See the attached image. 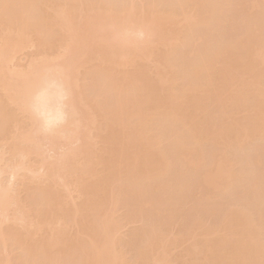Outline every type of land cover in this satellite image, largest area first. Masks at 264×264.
Listing matches in <instances>:
<instances>
[{
	"label": "bare ground",
	"instance_id": "6f19581e",
	"mask_svg": "<svg viewBox=\"0 0 264 264\" xmlns=\"http://www.w3.org/2000/svg\"><path fill=\"white\" fill-rule=\"evenodd\" d=\"M226 1L231 4V0H0V145H6V149L4 146V149L2 146L0 147V149L2 148V152L0 151V176L3 173V169H7L9 165H11L9 168L12 170L11 173L7 172L9 170L8 168V170L5 171L6 174L3 173L5 176H7L8 173V178L2 175L3 177L1 176L0 179L3 178L4 180L5 177L10 181V177L12 180L17 173L21 172V174H23L22 171L18 172V170H23V172H26L23 174L22 180L28 183L20 181L22 177L21 174H19L21 177L17 174L18 177L16 175L15 177H17V179L14 178L12 180L13 182L10 181L9 183L7 180L9 187L7 186V183V185H5L6 181L2 183L3 180H0V185H2L0 186V248L2 249L0 254H3L4 251L6 252V250H8L7 255L10 256L11 252L9 254V251L14 248L12 250H18L15 252L20 254L22 258L17 254H12L11 257L16 255L17 258H15L17 261L20 257V264H125V261L131 264L133 260H131V262H128V259L126 260L127 256H124L126 254L124 251L122 252L123 249L120 245L123 240L118 238L121 236H117L118 231L119 234H121L119 227L124 228L123 226L125 225L123 223L125 220L122 223L118 218H115L118 216L113 215V211L115 210V214L120 213L114 208H117V205H119L118 210L121 211L120 209H123L121 206L126 203L128 205L125 204L124 208L126 206L127 209H125L128 210L130 209V205H138L136 204V201L140 204V200H147L149 203V199L151 202L150 204L152 205L154 199L151 200L150 196L152 198L158 196V198H155V201L158 199L157 202L166 201L167 204L170 203L169 205H171L172 199L174 201V198L177 197L176 195L179 196V194H176V197L173 196V192H176L177 190L178 193L180 191H178V189L182 190V187L184 186L181 185L182 187L179 188L176 186L178 189L173 187L175 189L174 191H172L173 189H171V192L167 191L169 190L168 184L170 187H172V184L169 183V179L167 180L168 177L166 176L167 178H165L164 176L170 169V171H172L174 168L172 160H175V162L179 161V163H182V165H180L178 162H174L175 167L177 165L182 166L186 172L190 171V176H192V172L196 173L197 171H202L204 175L202 172V174L198 172L200 175L198 173V175L196 174L197 179L198 177L200 178L199 183H201V187L203 186V189H207L206 186L209 188L212 184V190L209 188L207 191H201V189L197 188L195 185L197 182L194 183L187 177H183L185 179L182 178L184 181V183H182H187L189 187L185 185L187 188L183 187V189H185L183 190L184 193L181 192L183 198L181 194V197H179L182 198L185 203L188 202L187 204H184L183 200H180L178 197L181 202L179 201L178 203V199L176 198L177 200L175 199L176 202L174 201L173 204L176 203V207L178 208L181 206L184 208L186 205V213H183L184 209L182 210V208L180 210V208L177 209L170 206L169 213L167 211L168 208L165 210L170 216H166L161 210L160 212L163 216L161 213L160 216L163 217L162 219L164 221L166 220V223L160 220V218L159 221L161 222L159 223L162 224H160L161 228L157 225L158 222H156V226L159 228L155 226L157 229L151 227L152 225L149 226L150 224L148 225L149 227L143 226V230H149L148 234L147 232L144 233V231L142 233V228L140 229L139 227L138 230L141 232L137 231V235L135 233L136 236L133 234V236H135L133 239L136 238L135 240L138 242L135 243L136 241L134 240V243L131 244L133 239L130 238L129 242L126 241L129 243V247H126V245L123 244L125 245V250L131 251L135 248V244H139L141 248L138 247L137 249L136 247V250L133 251H136V253L138 252V254H134L136 257L138 255L140 260L141 258L146 257L147 251L149 252L150 250L151 252L152 250L153 252V249H151L152 247L150 246L151 244L152 246H155L157 250L160 249V252L161 250H166V253L169 249L173 251L177 248H181L183 245V252L181 253H185V249L190 251L191 248L192 251H190V253L192 254L186 255L190 256V258H194V260H190L187 256L192 263L195 262L196 259H199V261L203 260L202 262L207 260L208 262L205 261V264H237L238 261L239 264H249V262L251 264H264V236H262L264 235V229L262 228V230L261 227L259 228L260 223L264 221V214H262L264 213V210H262L264 209V204L261 205L262 207L259 206L261 208H257L262 202L261 199H264V196L259 197V201H261L260 203L258 201L259 204L257 203V198H253L256 201L248 200L249 203L246 201L247 198H241L243 200L242 205L244 204V208L246 202L249 206H251L250 202H253V205L256 203L254 206H256L258 210H261L260 212L258 211V215H262L261 220H258L260 215L258 216V219L256 218V208H254L255 210L253 213V210L251 209L252 207H250L252 211L249 210V207H246L249 211L247 210L245 212L243 206L239 207L241 204L238 206L239 200L237 201V199L235 201H237L236 205L238 208L236 205L235 207H231L233 205L228 206L230 207L229 210L228 207H225L230 215L227 211L225 212L226 209H224V212L228 214L225 215L224 212L222 213L221 217L223 216L222 218L224 221L221 220V217L219 219H213L214 217H212V215L215 214L213 212H217V209L214 210L215 205L212 206V194L216 192L217 195V191L222 189V185L226 187L229 182H233L230 185V188L236 186L233 185L236 183L238 186L240 184L238 182L242 180V176L243 179L244 177H246L245 179L249 178L247 175H250L252 171L250 174H246L245 170L247 169L249 171L250 169V166H248L250 164L247 163H251V166L254 165L252 164L254 161L251 162V159L249 160V158H247L248 156L250 157L249 151H255V146L259 149L260 145L257 144L258 141H264V82L263 84L260 82L261 80L264 81V68L260 67H264V16L263 14H258L260 9H257L259 7H264V0H260L262 3L261 6L258 5V0H253L255 1V4L259 6L257 8L255 4L251 2L252 0L241 1L242 3L244 1V9L247 10L249 16H247V13H243V6L238 3L240 1L232 0L236 3L231 4L232 6L224 4V2L228 3ZM245 1L253 4V6L250 5L249 10L252 11V13H255L256 11H253V9H256L260 20L256 19V16L258 17L256 13V16L250 15L251 12L246 8L249 5L247 2L245 3ZM221 2L223 3L221 4ZM239 4L242 8L237 10L241 12V15L239 13H234L238 15L237 18L234 17V14V16L231 15V17L233 16L235 18H233L234 21L247 17L245 18L247 19L246 22L249 21V17L250 21L245 23V21L243 22L245 19H241L242 21H240V25L243 26V24H245L243 28H240L238 22L237 26L239 28L237 29L234 27L237 29V31H235L233 26H236V24L233 23V19L230 20V22L234 25L228 23L233 30H231V27L228 24H223L226 23L225 18H231L227 15L230 10L233 11L235 7L238 8ZM246 4L248 6H246ZM220 5H225L221 6V10L222 7H225L222 12L223 15L224 13H226V15L223 17L228 16L229 18H222L219 16V12H221L218 11ZM227 5L230 7V10ZM232 7L233 9H231ZM240 9H243V11H240ZM216 13L219 14L217 15ZM217 16H219L221 20L223 19L222 22L224 21L221 24L223 26L222 28L226 26L225 29H221L219 23V25H216L218 27L220 26L219 29H221L222 33L219 31L218 33H220V35H215L218 38L220 37L219 39L221 40L219 41L218 38L214 39L212 37V32L216 27L213 30L209 29L211 31L210 40L213 38L215 46L212 45L213 47H211L210 44L213 41H209L208 37L210 35H206V41L208 40L210 43L208 41H205V43L203 42L204 45H201L203 48L200 47V49L198 47L199 50L196 44L201 41V37H204H200V35L204 32L206 34L209 33L208 27L211 28V20L213 17H215L214 19H218ZM251 16L254 18L251 19ZM214 24H212V28ZM206 25H208V27ZM199 27L201 28L199 29ZM245 27L247 30L244 31ZM206 28L207 32L203 31ZM226 28L228 31L224 32ZM197 29V35H199L197 37H200L199 39L195 36ZM129 30L143 32V39L132 42L126 41L123 36L124 33ZM240 33L242 34L240 35ZM222 34L225 35L224 38L230 36L229 39L227 40V38L224 39L221 37L223 36ZM216 36L214 37L216 38ZM236 36L238 37L234 39ZM205 37L202 39L203 41L205 40ZM222 39L224 40L222 41ZM192 42L195 44L193 45ZM193 46L196 48V51H194L195 48ZM182 47L183 49H188H185L182 53L180 51ZM24 49H29L31 53H33V51L34 53L36 52L37 56H34V58L32 55L31 59L32 61L33 59L37 61L32 62L30 57L29 59L26 57L28 63L24 62L20 67V63L23 62L21 61L17 64V66L19 65L17 68L14 60L21 55L15 54L18 56L17 58L15 57V59L13 57L11 58V56H14V53L20 50L25 51ZM22 53L23 52H20V54ZM31 53H29L28 56H30ZM176 53L178 56L181 54L182 58L181 59L179 56L182 62L178 64L176 62H178L179 59L177 58V61L174 59L175 56L178 57ZM26 54L27 53L24 55ZM19 58L17 59L18 61ZM58 60L61 62H58ZM148 62H151L152 65ZM147 64H149V66H146ZM10 65H12L13 70L9 68ZM150 66L151 69H149ZM49 68L58 69L67 78L70 96L68 99L67 119L65 123L53 133L45 134L38 131L36 128L37 126L34 125L35 122L31 118L26 105L33 87ZM88 78L90 81L87 80ZM93 82H97V85H99V83L102 85L100 84L101 86L99 88L96 87L98 88L97 90L95 87H92ZM87 83L89 85H87ZM91 84L92 86H90ZM97 85L94 84V86ZM87 87L89 89L92 87L96 93H93V90H87L90 92L89 94L86 92V89H88ZM102 89L104 90L102 91ZM97 93H100V95L102 94L103 97L99 96V94L97 96ZM253 99L255 102H253ZM250 100L254 103L252 107L250 105ZM210 108H213L214 112L218 111L219 113L224 109L223 111L225 112V115L217 112V117L220 119L225 116L227 120L223 117V120L221 119L222 123H217V118H215L216 113L214 114V112L211 111V113L213 112L211 114L209 111L212 109ZM241 111L242 114L239 116L241 119L238 120L237 116ZM245 112H248L250 116L246 115L248 118L244 116L245 121H243L242 116L243 114L245 115ZM219 115L222 116L219 117ZM212 118L214 121L216 119L214 122L215 124L212 123ZM24 123L29 125H24ZM32 128L34 129L32 130ZM92 133H94L93 135H95L96 139L93 138L95 140H93V142H97L95 144L96 148L99 145L97 150L93 142L87 141L90 144L85 143L90 137V140H92ZM42 137L43 139L45 138L46 141L43 140ZM256 140L258 141L254 144L257 145H255L254 148L252 147L253 150H249L248 147L250 146L248 142H251L252 144V142ZM74 142H77L75 143L76 145L79 142L78 145H81V147L77 145L75 148V144L71 145ZM164 142L166 144L169 142V147L172 149L170 150V148H167L166 146L164 148L169 149V153L171 154V151H173V158L170 157L171 155L169 153V156L164 153V148H162ZM244 144L245 146H243ZM89 145L94 146V149H91L92 147ZM39 146L41 147L39 148ZM42 146H48L49 148L44 147L45 150L48 149V152L49 149L51 150L50 152L55 149L52 153L49 152V158L51 159L47 157L49 156L48 154L46 155V158L43 157L45 160L42 158L40 150L42 153L47 152L44 151ZM60 146H66V148H69L70 146V149L73 146L74 150H72L73 148L71 149L72 151L66 148L63 149V147L60 148ZM204 146H207V148L208 146H211V149H207ZM263 146L264 145H262V147ZM243 147L246 148L243 149ZM241 148L244 150V155L249 154L247 157L242 155L243 150ZM58 149L61 154L57 153L59 151ZM239 149L242 152H240ZM245 149H248V153L245 152ZM62 150L64 152H62ZM229 150L233 151V154L238 150L237 155H242V160H246L245 158L248 159L247 163L246 161L241 160L245 165L244 169H240L243 168V165L241 167L238 165L239 163L241 164V162L236 164L238 160L240 161V156L235 160ZM260 150L264 151L261 148L259 151ZM5 151L6 153L8 152V155ZM54 152H56L55 156L53 154ZM251 154L253 155L254 152ZM2 155L4 156L2 157ZM6 155L7 157H5ZM231 156H233L234 160L231 159ZM32 161L35 164H39H37L38 167L35 169L43 168V177L45 178L43 181L38 180L39 177L34 174L36 171H34V169L32 170L33 167H30ZM26 162L28 164H26ZM172 165L173 167L171 168ZM180 166L179 169L181 171ZM247 166L249 168H247ZM235 167L237 168L235 169ZM39 169L38 171H41ZM174 169H176L175 172L180 175V171H178L177 167ZM236 170L239 171L236 172ZM242 170L245 172L246 176H244L245 174L242 173ZM183 171H181V173H183ZM256 171H254V173ZM27 172H30L29 174L32 173V175L29 177ZM238 172L241 174H238ZM189 173L187 175H189ZM33 174L36 177H34ZM40 174L42 175V173ZM168 175H170V178L172 176L171 179L177 178L178 182L181 183L178 179L179 175ZM183 175L185 174L183 173ZM162 177H164V179H161ZM201 177H203L204 180ZM250 177L253 178V173ZM254 177L257 178L259 176L256 177L254 175ZM29 179L34 180L32 181ZM160 179L164 180V182L168 181L167 184L164 183L168 189L164 188L166 193H164L163 196L161 195L162 193L159 192L161 190L157 191V188H159L160 185H163L161 184L162 182ZM165 179L167 181H165ZM186 179L187 182L185 181ZM197 179L195 180L198 181ZM35 180L37 183L34 182ZM216 180L217 183L222 182L223 184L220 187H217V183L213 184ZM228 180L230 181L228 182ZM255 180H258V178L253 180L249 178L246 181H248L251 186L250 191L253 188L252 191L254 190L255 192H253L258 196L260 193L258 191H260V189L257 190L253 187L254 185L256 187L259 186ZM14 181L16 182L15 185H17V187L20 186V188L13 187L14 184L12 183H14ZM30 181H32V183H30ZM158 181L161 183H158ZM188 181H191L196 188L191 186L192 184ZM261 181L263 182L264 178H261ZM254 182L256 183L254 184ZM17 183H19V185ZM58 183L62 184L63 190L62 188L60 189L62 190L61 193L58 192L60 191L59 188L56 190ZM66 183H69V186L71 185V187L74 185L71 191H74L73 194L77 192L74 195L78 194V196L70 195L69 192H67L68 196L63 192L64 190H70L65 185ZM152 183H155L154 185L156 188L154 190L157 192L154 190H151L153 193L146 192L149 190L148 188L146 191L143 190L146 188V185L149 187ZM224 183L226 185H224ZM245 184L248 183L244 182L241 184V187L238 186L239 189H243ZM260 184L262 186V183ZM165 185L163 187H165ZM249 185L246 187L248 188ZM59 186L61 187V185H58V187ZM116 187L119 189L117 190ZM190 187L191 189H189ZM236 187H234V189L238 190V187ZM246 187L245 189H247ZM262 187H264V185ZM230 188L228 186L226 189L235 192ZM21 189V192L25 193V196L22 195L24 193H21V198L25 197L23 199L18 197V191L20 192ZM187 189L190 190L192 197L196 194L198 200L206 199L208 201V199L211 198V200H209L212 201L210 205H208L209 202L203 201L204 206L207 204L205 208L208 206L210 208L208 207L206 210L202 203L197 204V206L196 203L198 200L193 201V207H191V204H189L191 202L189 201H192V197L189 200V194L187 195L188 197L184 196L188 191ZM199 189V192L201 193L198 192ZM226 189H224V192H227L225 191ZM24 190H26L27 193ZM126 190L128 191L125 195L124 192H126ZM210 190L213 193H209ZM128 192H131V195L138 196V199L143 194L150 193L151 195L148 194V199H145L147 198L146 196H144V199L140 197L141 199L139 200L134 197V202H136L134 203L133 196L130 200V193ZM121 193L122 195L124 193L125 197L122 196ZM204 193H209L212 196L210 197V195L208 196ZM219 193L221 195L222 192ZM230 194L229 196L233 195V193ZM66 195L68 197L74 196V199L79 197V200L77 199L78 203L72 201L71 197L69 200L71 199L70 201L73 205H71L72 203L69 204L70 202ZM128 195L129 198L126 197ZM171 195L173 197H171ZM224 195L226 194H223L222 197H224ZM261 195L263 194L260 193V196ZM234 196L232 197L233 199ZM120 197L124 198L120 199ZM245 197L246 196H244V198ZM168 198H172L171 202L170 200L167 201ZM215 198L213 197L214 201ZM249 198H251V196H249ZM119 201L122 202L121 206ZM142 201L141 204H143ZM163 202L162 205L165 203ZM182 203L183 205H181ZM155 204L156 203H153L154 206ZM160 204L161 203L156 205ZM193 204L196 205V208ZM140 206H137L136 208ZM146 206L151 208L149 204H146ZM154 206L152 207V210H158L161 208L156 206L157 209ZM148 207L144 208L146 210H143V212L145 211L148 213L150 210ZM187 207H191L192 209ZM136 208L132 207V209H130L131 212L128 211L133 217V214L137 213L135 218H131L134 221L139 217L140 223L136 222L140 225V218L141 216L143 217V212L140 214L141 211L139 210V215H141L139 216ZM198 208L199 210L201 208V210H196V213H194V210ZM217 208H219L220 211L221 206H218ZM233 208L236 209L233 210ZM173 209H176L175 212L178 211L176 212L177 214L181 211L182 213L180 214L185 216L182 215L181 218L179 217L176 219V214ZM189 209L192 212L189 211ZM202 209H204L203 211L205 212L213 210V212H210V214L206 213V215H209L208 219L210 217V220L214 221V224H208L210 222V220H208L206 225L205 218L207 216H203L205 212L203 213ZM132 210L134 213H132ZM187 211H189V214ZM200 212L203 213L201 214L203 217H200V220H202H198L199 222L197 221L198 223H196V220L200 216L197 213ZM150 213V217H145V221H147L148 217L149 219L152 217ZM154 213L152 212L153 217H155ZM217 213L216 215L218 217L219 215ZM171 214L175 215V218L172 220L173 222H175V219L177 222L179 220L181 221H179L181 228L178 225L177 228H175L179 232H176V230H174L176 233L173 232L178 235V237L174 234L171 236L172 233L168 234L165 230L168 223H173L171 222V219L174 216ZM186 214L191 215L190 218H188L189 216ZM193 214L195 215L194 218ZM251 214L254 218H252ZM126 215L125 212V215H123L124 219H126ZM144 216H146V213ZM128 217H130V215ZM183 217L186 219L183 220ZM251 218L253 221L250 220ZM255 218L257 220H255ZM203 219H205V221H203ZM215 220H217V222ZM133 221L130 223L128 220L129 223L127 221L125 223L132 224ZM153 221L155 220H152V222ZM218 221H220V223H218ZM9 222L11 224H9L10 226L6 225L5 227L3 225ZM263 223L264 222H262V227ZM51 224L58 227L54 228ZM133 224H135V221ZM190 224L193 228L197 227L199 229L200 227V230L197 228L193 229L192 227L187 229L190 227ZM254 224H257L256 226L258 228ZM169 225L170 224L167 226L169 228H166L168 231H170L171 227V225ZM209 225L211 228L216 225L218 229H216V227L211 229L209 228ZM146 227L149 229H146ZM162 227L164 228L163 230ZM185 227L188 231L184 230ZM252 228L255 229L253 230ZM154 229H156V231H154ZM256 229L259 233L256 232ZM182 230L188 233L187 235H183L184 237H182V234L185 233ZM224 230L226 231L224 232ZM164 231H166L167 234L166 232L165 234L161 233ZM200 232H203L204 234L202 235ZM254 232L258 236L255 235ZM179 233L181 237L179 236ZM130 234H132V232ZM140 234L141 236L142 234L145 236H142V238L145 239L144 241L140 240ZM157 234L159 235L157 236ZM190 234L195 235L191 236ZM138 235L139 238H137ZM147 235L149 237H147ZM168 235L172 237H170L173 240L172 242L170 241V238L169 241H165L168 239ZM210 235H214V238H211ZM260 235L263 238H261ZM173 236L175 240L173 239ZM201 236L204 238H201ZM181 238L186 240L189 239V242H196L189 245L192 247L195 246L196 249L195 247H193V249H195L193 250L192 247L187 248V245V247L184 246L185 243L189 242L185 240L184 242ZM199 238L203 239V242ZM209 238H211V240H209ZM193 239L197 240L194 241ZM119 241H121V243ZM168 242H171L172 245ZM173 242L175 245H173ZM228 242L229 244H227ZM197 243L199 244L198 246ZM176 244L178 247H176ZM131 245L134 246L130 249ZM166 245L167 249L165 248ZM224 245L231 247L228 248L229 251L233 250L234 247H239L241 251H238L239 249L233 250L232 257V254L228 250L225 252L227 247ZM148 246L150 249L147 248ZM201 250H203V252H200ZM164 251L162 254L166 256L168 253L164 254ZM234 251L241 252V254L238 253V255L236 254L237 252L234 254ZM150 252L148 254H151L155 258L154 253L152 254V252ZM168 252L173 254L175 251L171 253L169 250ZM199 253L206 255H200ZM228 253L231 254L229 255L232 259L227 255ZM2 254L1 256L4 255ZM155 254L157 255L155 259H157L159 254L158 251L157 253L155 252ZM101 255L103 256L101 257ZM173 255L167 256L169 258L166 260L168 263H170L169 260ZM234 255H237L239 258H234ZM180 256L182 257V255ZM201 256H204L202 260ZM223 256L226 257V259ZM227 257H230V261H228ZM146 258H148V256ZM146 258H144V260ZM187 258H180L182 260L181 264L182 262L185 263L186 260L184 259ZM0 259H2L0 260V264H12V261H14V259L12 260L8 256H6L5 259L0 257ZM171 260L173 259L171 258ZM223 260H226L225 262L228 263H225ZM178 262L180 261L176 260V262L171 263L175 264ZM198 262L195 264H198ZM202 262L199 264H203ZM139 263L142 264V262ZM147 263L151 264L148 259L145 264ZM133 264L135 263L133 262ZM154 264L157 263L154 262Z\"/></svg>",
	"mask_w": 264,
	"mask_h": 264
},
{
	"label": "rangeland",
	"instance_id": "374dc122",
	"mask_svg": "<svg viewBox=\"0 0 264 264\" xmlns=\"http://www.w3.org/2000/svg\"><path fill=\"white\" fill-rule=\"evenodd\" d=\"M223 1H225V0H223ZM238 1H240V2H238V3H240V4L243 6V9H244V8H245V5H243L244 1H243V3L241 2L242 0H238ZM248 1H251V0H248ZM255 1H257V0H255ZM255 1L252 0L251 2L255 4ZM262 1H263V0H262ZM226 2H228V1H226ZM230 2H231V4H236V3L233 2L232 0H231ZM246 2H247V1H245V3H246ZM258 2H259L258 5L261 6L262 3L260 2V0H258ZM222 3H223V2H221V4H222ZM252 3H248V2H247V4H248L249 6H248L247 4H246V6H248L249 8H248V7H246V8H247L248 10L250 9V5L253 6ZM256 3H257V2H256ZM224 4H229V6L231 5L229 2H228V3H225V2H224ZM240 4H239V7H238V8L235 7V8L233 9V7L236 6V5H234V6L231 8V9H233V11L230 10V7L227 5L228 8H229V10H230L229 14H227V15H229V17H231V15H233L234 13H236V14L239 13V14L241 15V12H239V11L237 10V9H239V8H242V6H240ZM221 6H225V5H220V8H219L218 11H221V12H219V13H220L219 16L222 17V18L228 17V16L223 17L224 15H226V13H224V15H223V12H222V10H223L225 7H222V10H221ZM227 6H226V7H227ZM231 6H232V5H231ZM255 6H256V8L259 7V6H257V4H255ZM252 8H254V7H252ZM252 8H251V9H252ZM235 9H236V10H235ZM243 9H240V11H241V10L243 11ZM257 9H260L259 12H258L256 9H253V11H256V12H255L256 15H258V14H263V16H264V13H263V12H264V7H263V8L259 7V8H257ZM226 10H227V8H226ZM245 10H246V9H244L243 13H244V12L247 13V10H246V11H245ZM218 11H217V12H218ZM223 11H224V10H223ZM227 11H228V10H227ZM234 11H236V12H234ZM249 11H250V10H249ZM260 11H261V13H260ZM231 12H232V13H231ZM250 12L252 13V11H250ZM257 12H258V14H257ZM219 13H216V14L218 15ZM221 13H222V14H221ZM230 13H231V14H230ZM251 13H250V15H254V16H256L255 13H252V14H251ZM236 14H234L235 16L233 15L235 18H237V16H238V15H236ZM221 15H222V16H221ZM219 16H217L218 19H214V18L216 17V15H215V17L212 18V20H211L212 23H211V25H210L211 28H212V24L216 23V24L213 25V28H212V29L209 28L208 25H206V26L208 27V32H209V33L206 34V33L204 32L205 35H204V33L200 35V37H201V36H204V37H205L206 35H207V36L210 35V36L208 37V39H209V41H213V42H211V44H210L211 47L215 46V45H214V40H213V38H214V39H217V38H218V37H217L218 34L220 35V33H222V32H221V29H225V27H226V26H225L224 28H222L223 26H222L221 24H222L224 21L222 22L223 19L221 20V19L219 18ZM233 16H232L230 19L225 18V19H226V23H224L223 25L228 24V23H230V24L232 25L233 23H235L236 26H233V28L235 27V28L238 29L239 27H240V28H243L244 24L250 21V18H249V17H248L249 21H247V22H246L247 19H245V18H247V17H245V18H241L242 20L245 19V20H243V22L245 21V23H244V24L242 23V24H243V26H242V25H240V21H242V20H241V19H238L239 21H238V20H235V21H234L235 18H234ZM242 16H243V15H242ZM245 16H246V15H245ZM247 16H249L248 13H247ZM263 16H262V17H263ZM229 17H228V18H229ZM251 17H252V16H251ZM262 17H261V18H262ZM233 18H234V19H233ZM239 18H240V16H239ZM253 18H254V17H252L251 19H253ZM263 18H264V17H263ZM219 19H220V20H219ZM232 19H233V20H232ZM256 19H259V20H260L259 15H258V17L256 16ZM256 19H255V20H256ZM228 20H229V22H228ZM230 20H232L233 23L230 22ZM216 21H217V22H216ZM219 21H220L221 23H220ZM213 22H214V23H213ZM238 22H239V27L237 26V25H238ZM255 22H256V21H255ZM218 23L221 25V29H219L220 26H219V27L216 26V25H219ZM250 23H251V22H250ZM250 23H249V24H250ZM230 24H228V25L230 26ZM228 25H227V27H228ZM233 25H234V24H233ZM246 25H247V24H246ZM246 25H245V26H246ZM241 26H242V27H241ZM215 27H216V28H215ZM217 27H218V28H217ZM230 27H231V26H230ZM200 28H201V27H199V29H200ZM202 28H203V27H202ZM214 28H215V29H214ZM228 28H229V27H228ZM233 28L231 27V30H233ZM235 28H234V30L237 31V29H235ZM209 29H210V30H213V29H214L213 32H212V34H213V36H212V37H213L212 40H210V37H211V34H210V33H211V31H210ZM217 29H218V30H217ZM229 29H230V28H229ZM206 30H207V28L204 29L203 31H206ZM231 30H230V31H231ZM239 30H241V29H239ZM245 30H247L246 27H245L244 31H245ZM195 31H196V30H195ZM201 31H202V30H201ZM219 31H220V33H218ZM226 31H228L227 28H226V30H224V32H226ZM197 32H198V29H197V31H196V35H195L196 37L199 36V35H197V34H198ZM206 32H207V31H206ZM231 32H232V31H231ZM238 32H240V31H238ZM199 33H201V32H199ZM227 33H228V32H227ZM244 33H245V32H244ZM244 33H243V34H244ZM215 34H216L217 36H216ZM241 34H242V33H240V35H241ZM222 35H223V36H221V37L224 38L225 35H224V34H222ZM240 35H239V36H240ZM207 36L205 37V40H204V41L202 40V39H204V37H203V38L201 37V41H200L201 43L199 42V43H197L198 45L196 44L197 48H198V47L200 48V47H202V46L204 45L203 42L205 43V41H206V39H207ZM214 36H216V38H215ZM227 36H228V35H227ZM200 37H197V38L199 39ZM229 37H230V36L225 37V38H227V40H228ZM237 37H238V36H236L235 38L233 37V38L236 39ZM219 38H220V37H219ZM219 38H218V39H219ZM225 38H224V39H225ZM233 38H231V39H233ZM224 39H222V41H223ZM220 40H221V39H219V41H220ZM198 41H199V40H198ZM198 41H197V42H198ZM207 41H208V40H207ZM207 41H206V42H207ZM209 41H208V42H209ZM209 43H210V42H209ZM192 44H193V42H192ZM194 44H195V43H194ZM194 44H193V45H194ZM215 44H217V43H215ZM199 45H200V46H199ZM201 45H202V46H201ZM206 45H207V44H206ZM206 45H205V46H206ZM210 45H208V46H210ZM212 45H213V46H212ZM193 47H194V46H193ZM194 48H195V47H194ZM199 48H198V49H199ZM202 48H203V47H202ZM29 49H31V48H29ZM29 49H28V50H27V49H24L25 51L20 50V51L14 53V56H11V58L13 57V58L15 59V57H16V58L18 57V56L15 55V54L21 55V56H19V57H21V58L18 57V58H19V61L17 60L18 58H17L16 60H14V61H15L14 63L16 64V67H17V68L19 67V65L17 66V64H19V62L23 61V62L20 63V67H21V65L24 64V62H25V63H26V62L28 63V59H29V57H30V59H31V56H32V55H33V57H34V56H37V53H36V52H35L36 54L34 53V51H33V53H31V51H30ZM182 49H183V47L180 49L181 52H182V51H185V49H188V48H185V49H183V50H182ZM200 49H201V48H200ZM200 49H199V50H200ZM31 50H32V49H31ZM33 50H34V49H33ZM28 51H29V52H28ZM194 51H196V48H195ZM20 52H23L24 54L27 53V54L24 55V54L22 53V54H23V56H22V54H20ZM29 53H31L30 56H28ZM177 53H178V52H177ZM177 53H176V54H177ZM182 53H183V52H182ZM184 53H185V52H184ZM174 55H175V54H174ZM24 56H25V58L27 57L28 59L26 58V60H25ZM177 56H178V54H177ZM179 56H180V58H181V54H179ZM179 56H178V57L175 56V58L173 57L174 59H176L175 61H177V58L179 59L178 62H176L177 64L180 63V62H182V61H181L182 58L180 59ZM34 58H35V57H34ZM171 58H172V57H171ZM38 59H39V57H38ZM31 61H32V59H31ZM31 61H30V62H31ZM34 61H35V60L33 59L32 62H34ZM36 61H37V60H36ZM36 61H35V62H36ZM173 61H174V60H173ZM17 62H18V63H17ZM41 62H42V61H41ZM58 62H61V61L58 60ZM12 63H13V61H12ZM148 63H150V64L152 65L151 62H148ZM25 65H28V64H25ZM13 66H14V64H13ZM146 66H149V64H147ZM14 67H15V66H14ZM16 67H15V68H16ZM260 67L264 68L263 66H260ZM260 67H259V68H260ZM9 68L13 70L12 65H10ZM17 68H16V69H17ZM22 68H23V66H22ZM24 68H25V67H24ZM149 69H151V66H150ZM86 71H87V70H86ZM86 71H85V72H86ZM183 77H184V76H183ZM246 78H247V77H246ZM83 80H84V79H83ZM87 80L90 81L89 78H88ZM92 80H93V79H92ZM95 81H96V80H95ZM97 81H98V80H97ZM87 82H88V81H87ZM100 82H101V81H100ZM260 82H262L261 84H263L264 81L261 80ZM260 82H259V83H260ZM94 84L97 85V82H96V83L93 82V86H92V84H91L90 86L95 87V89H97V90H98V88L102 85L101 83H99V85L94 86ZM100 84H101V85H100ZM261 84H260V85H261ZM87 85H89V84L87 83ZM262 86H263V85H262ZM85 87H86V86H85ZM92 87H91L90 89L87 87L88 89H86V92H88V93L90 94L89 91H90V90H91V91L93 90V93H96V92H94V89H93ZM96 87H98V88H96ZM100 89H101V88H100ZM87 90H89V91H87ZM97 90H95V91H97ZM103 90H104V89H102V91H103ZM99 91H100V90H99ZM97 92H98V91H97ZM104 92H105V91H104ZM100 93H101V92H100ZM100 93H97V96H98V94H99V96L103 97L102 94L100 95ZM91 94H92V92H91ZM103 94H104V93H103ZM95 95H96V94H95ZM254 99H255V98H254ZM254 99H253V102H255ZM251 100H252V99H251ZM251 100H250V101H251ZM253 102L251 101V103H250L251 107H252L253 104H254ZM213 108H214V107H213ZM213 108H210V109H212V110L209 111L210 113H211V111L214 112ZM214 109H215V108H214ZM250 109H251V108H250ZM250 109H249V110H250ZM216 110H217V109H216ZM223 110H224V109H223ZM223 110H221L220 113H221V114L223 113V114L225 115V112H224ZM213 112H212V113H213ZM217 112H218V111H217ZM217 112H214V114L216 113V114H215V115H216L215 118H217V123L220 124L221 119L223 120V117H224V119H226V118H225V116L221 117L222 115H219V117H221V118L219 119V118L217 117V115H218ZM248 112H249V111H248ZM248 112H245V115L243 114V116H242V120H243V121H245V120H244V116L249 115L250 112H249V113H248ZM212 113H211V114H212ZM218 113H219V112H218ZM220 113H219V114H220ZM246 113H248V114H246ZM214 114H213V115H214ZM238 114H239V115L237 116V118H238V120H239V119H241V117H239V116H241L240 114H242V111H241V113L239 112ZM252 114H253V113H252ZM215 115H214V116H215ZM236 115H237V114H236ZM250 115H251V113H250ZM250 115H249V116H250ZM246 117L248 118V116H246ZM246 117H245V118H246ZM213 118H214V117H213ZM213 118H212V120H211L212 123H214V122L216 121V119H215V121H214ZM237 118H236V119H237ZM247 118H246V120H247ZM219 120H220V121H219ZM226 120H227V119H226ZM226 120H224V121H226ZM224 121H223V122H224ZM221 123H222V122H221ZM25 124H26L27 126L29 125V124H27V123H24V125H25ZM214 124H215V123H214ZM34 125H36V124H34ZM21 128H23V127H21ZM24 128H25V127H24ZM34 128H35V127H34ZM34 128H32V130H33ZM36 128H37V127H36ZM29 129H31V128H29ZM93 134H94V133H92V135H91V136H93V137H92V140H90V138H91V137H90L89 140H86L85 143L88 144L90 141L93 142V140L95 139V135H93ZM49 136H51V135H49ZM49 136H48V138H49ZM255 137H256V136H255ZM46 138H47V136H46ZM93 138H94V139H93ZM42 139H43V137H42ZM42 139H41V140H42ZM257 139H258V137H257ZM262 139H263V138H262ZM43 140L46 141L45 138H44ZM95 140H96V139H95ZM95 140H94V141H95ZM251 140H252V139H251ZM258 140H259V139H258ZM258 140L253 141V142H252L253 145L251 144V142H248V143H249V146L251 147V148H250V147L247 146L248 149H249V150H251V149L253 150L254 146L258 144V145H260V148H261L262 150H264V148H263L264 146L262 147V145H264V141L262 140V142H263V143H262L261 140H260V142L262 143V144H261ZM87 141H89V142H87ZM249 141H250V140H249ZM257 141H258V143H257V144H254V143H256ZM79 142H80V141H79ZM79 142H78V144H79ZM246 142H247V141H246ZM246 142H245V143H246ZM2 143H3V141H2ZM41 143H42V142H41ZM75 143H77V142H74V143H72V144L70 143V144H71V145H74ZM93 143H94V142H93ZM93 143H91V144H93ZM96 143H97V142H96ZM96 143H94L95 148H96V145H95ZM168 143H169V142H167V144H168ZM259 143H260V144H259ZM6 144H7V143H6ZM8 144H9V143H8ZM70 144H69V145H70ZM78 144H77V145H78ZM89 144H90V143H89ZM167 144L164 142L163 145H162V148H164L165 146H166L167 148H170V147H169V144H168V145H167ZM250 144H251L252 146H251ZM42 145H43V144H42ZM77 145L75 144L74 147L76 148ZM97 145H98V144H97ZM1 146H2V144L0 145V147H1ZM3 146H4V145H3ZM3 146H2V148H3ZM48 146H49V145H48ZM48 146H47V147L44 146V147H45V148H49L50 146H49V147H48ZM78 146H79V145H78ZM89 146L92 147L91 149H94V148H93L94 146H92V145H89ZM98 146H99V145H98ZM98 146H97L96 150L98 149ZM170 146H171V145H170ZM243 146H245V144H244ZM4 147H5V149H6V145H5ZM40 147H41V146H39V148H40ZM42 147H43V146H42ZM44 147H43V148H44ZM62 147H63V146H62ZM62 147L60 146V148H62ZM79 147H81V145H80ZM204 147L207 148V146H204ZM241 147H242V146H241ZM252 147H253V148H252ZM2 148L0 149L1 152H2ZM7 148H8V147H7ZM45 148H44V151H47V152H48V149L45 150ZM57 148H58V147H57ZM64 148H66V146L63 147V149H64ZM72 148H73V146H72ZM72 148H71V149H72ZM209 148L211 149V146H208L207 149H209ZM220 148H221V147H220ZM244 148H246V147H243V149H244ZM257 148H258V147H257ZM257 148H256V146H255V149H256L255 151H254V150H253V151H249V152H250V153H249V154H250V157H249V156L247 157V155H249V154L244 155V154H245V153H244V150L241 148V149L243 150L242 155H244V156H246L247 158H249V160L251 159V160H250L251 162L254 161V163H252V164H254L253 166H251V163H247V161H248L247 158H245L246 160H242V159H243V158H242V155H241V156L239 155L241 159H240V161L238 160V162L236 161V162H237L236 164H238L239 162H241V164L239 163L238 165H239L240 167L243 165V166H242L243 168H240V169H244V167H245V165L243 164L242 161H246L247 164H250V165H248V166H250L249 171H248L247 169L245 170V171H246V174H250V172L252 171L251 174L253 173V178L250 177L251 174H250V175H247V176H249V178H250L251 180H253V179H257V178H258V180H255V181L257 182V184H258L259 186L256 187V186L254 185L253 187L256 188L257 190L260 189V191H258V192H260V193L263 194V195L260 196V193H259V195L256 196V194L254 193L255 191H254V190H253L254 192L252 191L253 188L251 189V191H252V194H251V191H250L251 186L249 185V182L246 181V180H248L249 178H248V179H245L246 177H244V179H245V180H244V179H243V176H242V180H240L241 182L238 180V181H239L238 183H240L238 186L241 187V184H243L244 182H246V183H248V184H245L244 186L246 187L247 185H249L250 187H249V186H248V188L246 187L247 189H245V187H244L243 189H242V188L239 189V187L237 186V183H236L237 181H236V182H235L236 184H233V185H236L238 188H237L236 186H232V187H231L235 192H232V190L226 189V188H228V186H229V188H230V185L233 183V182H229L230 180H228L229 184H228L226 187H224V186L222 185V184H223L222 182L217 183V180H218V179H217L215 182H213V184H215V183L218 184L217 187H218V186L220 187V186L222 185V189H219V191L216 190V191L218 192L217 195H216V192H214V193H215V194H214V193L211 191V190H212V188H211L212 184H211L210 187H209V188H211V190L209 191V193L212 192V193H213V194H212L213 197H214V198L216 197V198H215V201H214L213 197H211V196H212L211 194H209V193H207V194L204 193V194H206V195H208V196L210 195V197L212 198V201H213V202H212V201H209V200H211L210 197H209L210 199H208V201H207L206 199H205V200H198V196H196V194H195L196 197H195V196H194L195 198L192 197V195H191V193H190V190L187 189L188 191L186 192V195H184V196H187V195L189 194L188 196H190V197L187 196V197L189 198V200H190V198L192 197V201H191V200L189 201V202H191V203H189V204H191V207H193V206H192L193 201H197V200H198V202H200V203L197 202L196 205L202 203L204 208H205V206L207 205V204H206V205L204 206V202H209L208 205H210V203L212 202V204H213L212 206H214V205L216 206V207L214 206V210L217 209V212L219 211V208H217V207H218V206H219V207L221 206V209H220L221 212L219 211L221 214H220L219 212H218V213H217V212H213V210H212V211H206V212H205V211H203L204 209H202L203 213L205 212V214H203L202 212L197 213V214H199L200 216L198 215L199 218L197 217L198 219L196 220V223L199 222L198 220H200V217L202 216L201 214H203V216L205 215V217L207 216V217L205 218L206 221H205V219H203V221H205V223H206V225H207L208 220H210V217H209V219H208V216H209V215H206V213H209V214H210V212H213V213H215L214 215H212V217H214L213 219H216V218L219 219V218L221 217L222 213L224 212V209H226L228 206H231V205H233V206H231V207H235V205L237 204V201H238V200H239V201H238V206L241 204V206H239V207H242V206L244 205V204L242 205V203H243V200H242V199H246V198H247L246 201H248V200H249V201H252V200H254L253 198H257V203H258V201H259V197H263V196H264V193H263V192H264V189H261V188H264V187H262V186L264 185V183H263L264 181H263V182L261 181V178H264V169H263V168H264V163H263V162H264V159H263V157H264V155H263L264 153H263V152H264V151H261V150L259 151L260 148H259V149H257ZM3 149H4V148H3ZM41 149H42V148H41ZM66 149H69L70 151L74 150V148L71 150V149H70V146H69V148H66ZM91 149H90V150H91ZM171 149H172V148H170V150H171ZM207 149H206V150H207ZM248 149H245V152H246V153H248ZM54 150H55V149H54ZM54 150H52V152H53ZM58 150H59V149H58ZM170 150L164 148L163 151H164L165 154L168 155V153L170 152ZM204 150H205V149H204ZM257 150H258V152H257ZM42 151H43V149H42ZM50 151H51V150L49 149V152H50ZM56 151H57V149H56ZM93 151H94V150H93ZM230 151H231V150H229V152H230ZM237 151H238V150H237ZM237 151H236V152H237ZM239 151L242 152L240 149H239ZM3 152H4V150H3ZM47 152H43V153H42L41 150H40V154H41L42 158H43V157L46 158V155H47V154L49 155V156H47V157H48V158L50 157V153H52V152H50V153H49V152L47 153ZM59 152H60V150H59L57 153H59ZM62 152H64V151L62 150ZM171 152H172V154H171V153H169V154L171 155L170 157L173 158V157H174V156H172V155H173V151H171ZM236 152H235L236 155L233 154V151L230 152V153L234 156V159H235V160H237V159H238L237 157H239V156L237 155L238 152H237V153H236ZM252 152H254V154H255V155L253 154L254 156L251 154ZM260 152H261V153H260ZM5 153H6V151H5ZM7 153H8V152H7ZM7 153H6V154H7ZM262 153H263V154H262ZM2 154H4V153H2ZM53 154H54V156H55L56 152H54ZM59 154H61V153H59ZM59 154H58V155H59ZM239 154H240V153H239ZM7 155H8V154H7ZM7 155H6L5 157H7ZM251 155H252V156H251ZM3 156H4V155H2V157H3ZM168 156H169V155H168ZM233 156H231V157H232L231 159H233ZM244 156H243V157H244ZM262 156H263V157H262ZM5 157H4V159H5ZM56 157H57V156H56ZM254 157H256V158L258 157V158L256 159V158H254ZM57 158H58V157H57ZM43 159H44V158H43ZM49 159H51V158H49ZM49 159H48V160H49ZM55 159H56V158H55ZM234 159H233V160H234ZM255 159H256V160H255ZM44 160H45V159H44ZM48 160H47V161H48ZM241 160H242V161H241ZM4 161H5V160H4ZM25 161H26V160H25ZM25 161H24V162H25ZM49 161H50V160H49ZM250 161H249V162H250ZM24 162H23V163H24ZM27 162H28V161H27ZM27 162H26V164H28ZM51 162H52V161H51ZM174 162H175V160H172V163L174 164V168L177 167L178 171H180L179 166L182 165V163H181V162L179 163V161H176L175 163L178 162L180 165H179V166L177 165V166L175 167V163H174ZM32 163H33V161H32ZM32 163H31V166H30V167H33L32 170L34 169V171H36V173H34L33 171H32V172H33L34 174H36L37 177H39V179H38L39 181H43V180L45 179V178L43 177V171H44L43 168L41 167L42 169H39V168L35 169L36 167H38L39 164L37 163V164H38V165H37V164H35V163H33V164H32ZM244 163H245V162H244ZM4 164H5V163H4ZM24 164H25V163H24ZM247 164H246V165H247ZM255 164H256V165H255ZM258 164H260V165H258ZM0 165H1V164H0ZM2 165H3V164H2ZM8 165H9V164H8ZM8 165H7V166H8ZM32 165H33V166H32ZM34 165H37V166H34ZM257 165H258V166H257ZM261 165H262L263 167H262ZM5 166H6V165H5ZM10 166H11V165H9V167H10ZM236 166H237V165H236ZM248 166H247V168H249ZM256 166H257V167H256ZM1 167H3V166H1ZM9 167H8V168H9ZM172 167H173V165L171 166V168H172ZM180 167H181V171H183V170H184L183 167H182V166H180ZM252 167H253V168H252ZM254 167H255V169H254ZM8 168H7V169H6V168L3 169V173H4V174H6L5 171L8 170ZM174 168H173V169H174ZM236 168H237V167H235V169H236ZM251 168H252V170H251ZM38 169L41 170V171H38ZM173 169H172V171H170V170H171V169H170L169 172L164 176L165 178L168 177L167 180L169 179V180H168V181H170L169 183L172 184V185H171L172 187H170L169 184H168V188H169V190H167V191L171 192V189H173L172 191H174L177 187L179 188V187H182L183 185H184V186H183L184 188H187L186 186H188V184H187V183L183 184V183H184L183 179H185L186 177H187L188 179H190L191 181H193L194 183L197 182L195 185H196L197 188H200L201 191H202V190L207 191V189H209L208 186H206L207 189H203V186L201 187V183H199V179H200V178L198 177V179H197V175L199 174L198 172H200V171H197L196 173H195V172H192V176H190V175H191V173H189L190 171H189V172H186V171L184 170L183 173H184L185 175H183V173H181V171H180V175H179V173H176V172H175L176 169H174V170H173ZM182 169H183V170H182ZM238 169H239V168H238ZM240 169H239V170H240ZM9 170H10V171H9ZM9 170H8L7 172H10V173H11L12 170H11L10 168H9ZM239 170H236V172L239 171ZM253 170H254V171L257 170V171L255 172L256 174L254 173ZM19 171H22L23 174L26 172V171L23 172V170H18V172H19ZM39 172L42 173V175H41ZM173 172H175V173H173ZM201 172H202V171H201ZM201 172H200V173H201ZM213 172H214V171H213ZM240 172H241V170H240ZM240 172H238V174H239ZM247 172H248V173H247ZM260 172H261V174H260ZM3 173L1 174V176L3 175ZM29 173H30V172H29ZM29 173L27 172V174H29ZM188 173H189V175H187ZM197 173H198V174H197ZM202 173H203V172H202ZM202 173H201V174H202ZM242 173L245 174V172H244L243 170H242ZM262 173H263V174H262ZM17 174L19 175V174H21V172H19V173H17ZM17 174H16V175H17ZM23 174H21L22 177L19 175V176L21 177V180H20V181L26 182V181L22 180V179H23ZM34 174H33V176L36 177ZM168 174H174V175H176V176L179 175L178 179H179V181H181V183L178 182L177 178H176V179H174V178L171 179L172 176H171V178H170V175H168ZM194 174H195V175L197 174L196 177H195ZM240 174H241V173H240ZM246 174H245L244 176H246ZM16 175H15V176H16ZM18 175H17V177H18ZM30 175H32V173L29 174L28 176L30 177ZM199 175H200V174H199ZM203 175H204V173H203ZM254 175H255L256 177H257V176H259V177L255 178ZM1 176H0V177H1ZM3 176H5V175H3ZM3 176H2V177H3ZM15 176L13 177V179H14V178L17 179V177H15ZM25 176H26V175H25ZM25 176H24V178H25ZM166 176H167V177H166ZM176 176H175V177H176ZM189 176H190V177H189ZM201 176H202V175H201ZM5 177L8 178V173H7V176H5ZM5 177H4V180H3V178L0 179V180H3V182L1 181L2 183H4V182L6 181V182H5V185L8 184L7 186L9 187V183H10V181H12L13 179L11 180L10 175H9V177H10V181H9L8 179H6ZM29 177H28V178H29ZM164 177H162L161 179H164ZM183 177H185V178H183ZM191 177H192V179H191ZM26 178H27V177H26ZM182 178H183V179H182ZM201 178L204 180L203 177H201ZM18 179H20V178H18ZM34 179H35V178H34ZM34 179H29V180H32V181H33ZM161 179H160V181H161L162 183H161L160 181H158V183L160 182V183L163 184V185H160L161 187L159 186L160 189L157 188V189H158L157 191L161 190V191H159V192H161V193H162L161 195L163 196V194L166 193V190H165V189H168V188H166V185H165V184H167L168 181L165 179V181H167V182H164V180H161ZM195 179H197L198 181H196ZM223 179H224V178H223ZM223 179H221V180H223ZM259 179H260V180H259ZM7 180L9 181V183H8ZM38 180H37V181H38ZM203 180H202V181H203ZM16 181H17V180H16ZM20 181H19V182H20ZM32 181H30V183H32ZM185 181L187 182V179H186ZM191 181H188V182H190V184H192ZM200 181H201V180H200ZM205 181H206V179H205ZM218 181H219V180H218ZM242 181H244V182H242ZM249 181H250V180H249ZM12 182H13V181H12ZM17 182H18V181H17ZM34 182H36V180H35ZM155 182H157V181H155ZM182 182H183V183H182ZM203 182H204V181H203ZM256 182H254V184H255ZM6 183H7V184H6ZM15 183H16L15 181H14V183H12V184H14L13 187H17V185H15ZM20 183H21V182H20ZM26 183H27V182H26ZM30 183H29V184H30ZM36 183H37V182H36ZM158 183H157V184H158ZM164 183H165V184H164ZM173 183H174V184H173ZM206 183H207V181H206ZM208 183H209V182H208ZM260 183H262V186H261ZM12 184H11V185H12ZM17 184L19 185V183H17ZM27 184H28V183H27ZM70 184H72V183H70ZM154 184H155V183H154ZM154 184H153V183L150 184L149 187H148V185H146V188L143 189V190L146 191L147 188H148L149 190L146 191V192L153 193L151 190H154V189L156 188V186H155ZM190 184H189V185H190ZM202 184H205V183H202ZM257 184H256V185H257ZM58 185H61V187H60V186L58 187ZM58 185H57V187H56V190H58V188H59V190L62 188V184H59V183H58ZM65 185L68 187V189H70L69 191H67V190L65 191V190H64L63 192H64L65 194L68 195L67 192H69L70 195H74L75 193H77V192H75V193L73 194L74 191H73V190L71 191V189H72V187H73L74 185H73L72 187H71V185L69 186V183H66ZM164 185H165V187H163ZM173 185H175V186H173ZM181 185H182V186H181ZM185 185H186V186H185ZM195 185L192 184L191 186H194V188H196ZM206 185H208V184H206ZM224 185H226V184L224 183ZM251 185H252V184H251ZM0 186H2V185H0ZM176 186H177V187H176ZM204 186H205V185H204ZM242 186H243V185H242ZM260 186H261V188H260ZM18 187L20 188V186H18ZM18 187H17V188H18ZM117 187H118V186H117ZM117 187H116V188H117ZM120 187H121V186H120ZM162 187H163V190H162ZM173 187H174L175 189H174ZM183 187H182V190L177 188L178 191L180 190V191H179L180 193H179V192L177 193V190H176V192H173V193H174L173 196H175L176 194H179V196L181 197V195H182V198H183V194H181V192L184 193L183 190H185V189H183ZM188 187H189V186H188ZM234 187H236L238 190L234 189ZM1 188H2V187H1ZM5 188H7V187H5ZM17 188H16V189H17ZM22 188H24V187H22ZM64 188H65V186H64ZM152 188H153V189H152ZM164 188H165V189H164ZM223 188L226 189L225 191H227V192H224V189H223ZM231 188H230V189H231ZM65 189H66V188H65ZM73 189H74V188H73ZM75 189H76V188H75ZM118 189H119V188H117V190H118ZM123 189H124V188H123ZM123 189H122V190H123ZM189 189H191V187H190ZM200 189L198 190V192L200 191ZM62 190H63V188H62ZM62 190H60V191H58V192L61 193ZM164 190H165V191H164ZM194 190H196V189H194ZM194 190H193V191H194ZM221 190H223V191H221ZM228 190L231 191V192H229ZM241 190H242V191H241ZM246 190H247V191H246ZM257 190H256V191H257ZM21 191H22V189L20 190V192L18 191V193H19V196H18V197H19V198H21L22 195L25 196V193H24V192H21ZM24 191L26 192V190H24ZM127 191H128V190H126V192H124L125 195H126ZM154 191H155V190H154ZM157 191H155V192H157ZM163 191H164V192H163ZM193 191H192V193H193ZM205 191H204V192H205ZM240 191H241V192H240ZM63 192H62V194H63ZM155 192H154V194H155ZM188 192H189V193H188ZM196 192H197V191H196ZM219 192H222L221 195H220ZM223 192H224V193H223ZM245 192H246V193L248 192L250 195H249L248 193H247V195H246ZM21 193H24V194L21 195ZM26 193H27V192H26ZM124 193H123V195H122V193H121V195L125 197ZM128 193H130V194H129V195H130V200H131V198H132V196H133V202H134V200H135L134 197L138 199V196H134L133 194L131 195V192H128ZM150 193H148V194L151 195ZM194 193H195V192H194ZM199 193H201V192H199ZM230 193H231V194L233 193V195H231ZM237 193H238V194H237ZM240 193H241V196H243V197L240 196ZM142 194H143V192H142ZM142 194H141V195H142ZM148 194H143V195H142L143 197L140 196V195H139V196H140L141 198L144 199V196L147 197ZM158 194H159V193H158ZM167 194H168V192H167ZM180 194H181V195H180ZM197 194H198V193H197ZM218 194H219L220 196H219ZM223 194H226V195H228V196L224 195V197H222ZM229 194H230L231 196H229ZM20 195H21V196H20ZM26 195H27V194H26ZM67 195H66V196H67ZM129 195L126 196V197L129 198ZM152 195H153V194H152ZM169 195H170V194H169ZM198 195H199V194H198ZM201 195H202V194H201ZM214 195H216V196H214ZM234 195H235V196L237 195V196L235 197ZM248 195L251 196V198H249ZM66 196H65V197H66ZM68 196H69V195H68ZM68 196H67V199H68V201L70 202L69 204L72 203V202L70 201L71 199L69 200V198H71V197H72V201H75V203H76V202L78 203V200H79L78 198H79V197H77V198L74 199V196H78V194H76V195H74V196H70V197H68ZM156 196H157V195H156ZM159 196H160V194H159ZM165 196H166V195H165ZM173 196L171 195V197H173ZM176 196H177V197H176ZM176 196H175V197L178 199V201H177L178 203H179L180 200H183V199L180 198L178 195H176ZM218 196H219V197H218ZM233 196H234V199L232 198ZM239 196H240V197H239ZM244 196H246V197L244 198ZM253 196H254V197H253ZM65 197H64V199H65ZM124 197H120V199H121V198H124ZM140 197H139V199H141ZM148 197H149V196H148ZM148 197L145 198V199H148ZM166 197H167V196H166ZM169 197H170V196H169ZM178 197L180 198V200H179ZM203 197H205V196H203ZM203 197H202V199H203ZM220 197H222V198H220ZM23 198H25V197H23ZM23 198H21V199H23ZM150 198H151V200L154 199V201L152 202V205H153V203H156V204L161 203L160 205H156V204H155V206L153 205L154 207L158 206V208H159V207H161V208L158 209V208L156 207L158 210L153 209V210H154V211H153V210H152V207H153V206L150 204V203H151V202H150V199L148 200L149 203L147 202V200H144V201H146V202L140 200V204H139L138 201H136L137 203H136V202H134V203H136V204H138V205L135 206V204H132V205L129 206L130 209H132V207H133V208H136L137 206H140V205H141L140 207H138L139 209L136 208V209H137V212H138L139 210L141 211L140 214L143 212V210H146V209H144V208L148 207V206H146V204H149V206H151V208L148 207V209L150 208V210L148 211V213L145 212V211L142 213V214H143V217H142L141 215H139V212H138V215L141 216V218H140V219H141V224H140V225L137 223V222L140 223L139 217H137V218L134 220V221H135V224H133L134 221H133V219L131 218V217H133V216H131V213H129V211L131 212V210H130V209H128L129 211L126 210V209H127L126 206H125L126 209L124 208V205H125L126 203H125L123 206H121V205H122V204H121L122 202L119 201V202H120V206L123 207V209H120L121 211L118 210V209H119V205H117V208H114V209H116V211H118L120 214H118L117 212H116L117 214H115V210H114V211H113V213H114L113 215L118 216V217H115V218H118L120 222L123 223L124 220H125V222H126V221L128 222V220H129V222L131 223V222L133 221L132 224H126V223L124 222V223H123V224L125 225V226H123L124 228L119 227V230L121 231V234H119V231L117 232V236H121V237H118V238H121V239L123 240V241H122V244H120L121 247H122V249H123L122 252L124 251V253L126 254V255H124V256H125V257L127 256L126 260L128 259V262H131V260H133L131 264H133V262H134L135 264H136V263L138 264L139 262H142V264H145V263L147 262V259H148V261H149L151 264H152V263L154 264V262H156L157 264H161V263H162V264H173V263H171V262H176V260H177V261L179 260L180 262L175 263V264H181V261H182L181 259H182L183 257H184V258H187L188 255H191V254H192V253H190V251H192L190 247H192V246H189V245H192V243H196V242H189V241H190L189 239H188V240H189V241H188V240H186V239H182V238H181V240H183V241L185 240V241H188L189 243H191V244H189V243H185V244H184V246L187 245L188 247H187V246H186V247H187V248H190V251H188L187 249H185V253H181V252H183V251H182L183 245H182V247L179 248L180 250H179L178 248H177L178 250H177V249H176V250H173V251H175L174 253H176L177 255L174 254L173 251H171V249H169V250H170V252L173 253L174 255H173V254H170V253L168 252L169 250H167V253H168V254L165 252L166 250H165V251L163 250V251L165 252L164 254H167L166 256H164V255L162 254V252H163L162 250H161V252H160V251H159V250H160L159 248H158L159 250H157V248H156L155 246H152V244H151V245H150V246L152 247L151 249H153V252H152V250H151V252H152V254L154 253L155 258H156V256H157V255L155 254V252L157 253V251H158V253H159L157 259H155L151 254H148V253L150 252V250H149V249H150L149 246L147 247V248H149V249H148L149 252L147 251V255H146V257L148 256V258H146V257L141 258V259H143V260H141V259L139 260V256L137 255V257H136V255L134 254V253H136V251H133V250H136V247H137V249H138V247L141 248V246H140L139 244H138L139 246H138L137 244H135V248H133L131 251H128V250L126 251V250H125V245H126V247H129V245H128L129 243H127L126 241L129 242V239H130V238L133 239V238L137 235V231H138V232H141V231H142V233H143V231H144V233L147 232V234L149 233V232H148L149 230H148V231L143 230V226H148V225L150 224L149 226L152 225L151 227H155L156 224H157L156 222H158L157 225L161 228V226H160L161 223H159V222H161V221H159V219L161 218L160 220L164 221V220L162 219L163 217L160 216V213H161L160 211H161V210H162V213L164 212L163 214H165L166 216H170V214H168V213L170 212V210H169L170 206H172V208H177V209L180 208V210H181V208H182V210L184 209L183 213H184V212L186 213V205H185L184 208H183L182 206L178 208V207H176V203L173 204V202L175 201L176 198H174V201H173L172 198H168L167 201L170 200V202H171V199H172V202H171L172 204H171V205H169L170 203L167 204L166 201H164L165 203H164L163 201H161V202H157L158 199H157V201H155V198H158V196L155 197V198H152V197L150 196ZM228 198H229V199H228ZM230 198H231V199H230ZM241 198H242V199H241ZM263 198H264V197H263ZM67 199H66V200H67ZM77 199H78V200H77ZM139 199H138V200H139ZM177 199H176V200H177ZM186 199H187V198H186ZM236 199H237V201H235ZM240 199H241V200H240ZM250 199H251V200H250ZM80 200H81V199H80ZM124 200H126V199H124ZM159 200H160V198H159ZM230 200H232V201H230ZM233 200H234V201H233ZM263 200H264V199H263ZM263 200L261 199L262 202L259 201V203H260V202H261V203H260V204L258 203L259 205L257 206V208H261V207H262L261 205L264 204V201H263ZM122 201H123V200H122ZM127 201H128V200H127ZM141 201L143 202V204H141ZM185 201H186V200H185ZM203 201H204V202H203ZM229 201H230V202H229ZM241 201H242V202H241ZM244 201H245V200H244ZM246 201H245V202H246ZM249 201H248V203H249ZM254 201H256V200H254ZM66 202H67V201H66ZM79 202H80V201H79ZM119 202H118V203H119ZM129 202H131V201H129ZM162 202L164 203V204H163L164 206L162 205ZM175 202H176V201H175ZM180 202H181V201H180ZM183 202H184V200H183ZM187 202H188V201H187ZM187 202H186V203L184 202V204H187ZM231 202H232V203H231ZM233 202H234V204H233ZM235 202H236V203H235ZM245 202H244V203H245ZM67 203H68V202H67ZM144 203H145V204H144ZM194 203H195V202H194ZM248 203H247V202L245 203V208H244V206H243V208H244L243 210L246 212V211L248 210L247 208L249 207V210L252 209L253 211H252V210H251V211L254 213V210H255L254 208H256V206H254V205H255L256 203H254V205H253V204H252L253 202H250V203H251V206H249ZM165 204H166V205H165ZM189 204H188V205H189ZM228 204H229V205H228ZM71 205H73V203H72ZM126 205H128V204H126ZM143 205H144V207H143ZM161 205H162L163 207H162ZM168 205H169V206H168ZM181 205H183V203H182ZM188 205H187V206H188ZM193 205H194V204H193ZM196 205H194V207H195ZM134 206H135V207H134ZM145 206H146V207H145ZM174 206H175V207H174ZM178 206H179V205H178ZM197 206H198V205H197ZM222 206H223V207H222ZM259 206H261V207H259ZM115 207H116V206H115ZM191 207H187V208L192 209ZM199 207H200V205H199ZM208 207H209V206H208ZM208 207L205 208V209L207 210ZM225 207H226V208H225ZM236 207H237V205H236ZM246 207H247V208H246ZM250 207H252V208L250 209ZM142 208H143V209H142ZM167 208H168V209H167ZM195 208H196V207H195ZM209 208H210V207H209ZM211 208H212V207H211ZM237 208H238V207H237ZM257 208H256V209H257ZM148 209H147V210H148ZM166 209H167L168 213H167V211L165 212ZM190 209H189V211H191ZM229 209H230V207H228V210H229ZM235 209H236V208H235ZM235 209L233 208V210H235ZM240 209H241V208H240ZM123 210H124V212H123ZM133 210H134V209H133ZM133 210H132V213H134ZM151 210H152V211H151ZM175 210H176V209H173L174 212H175ZM180 210H179V211H180ZM193 210H194V209H193ZM196 210H197V211H200L201 208H200V210H199V208H198V209H195V210H194L195 212H194V211H193V212L196 213ZM249 210H248V211H249ZM262 210H264V209H262ZM134 211H135V210H134ZM155 211H156V212H155ZM189 211H187L188 214H189ZM226 211H227V209L225 210V212H226ZM231 211H232V210H231ZM231 211H230V212H231ZM237 211H238V210H237ZM251 211H250V212H251ZM258 211L260 212L261 210H258V209L256 210V212H257V217H256V215H255V217H256L257 219H258V216L260 215V214L258 215ZM122 212H123V213H122ZM125 212H126V214H127V215H126L127 217H125V218L128 219V220L124 219V217H123V215H125ZM150 212H151V213H150ZM152 212H153V213L155 212V213H154V216H155V217H153ZM171 212H172V211H171ZM176 212H178V211H176ZM176 212H175V214H176V219H178L179 217L181 218V216H182L183 214L181 215L180 213H182V212L180 211V213H178V214H177ZM191 212H192V211H191ZM225 212H224L225 215H228V214L230 215V213H228V211H227L228 214H226ZM263 212H264V211H263ZM135 213H136V212H135ZM145 213H146V216H144ZM149 213H150V215L152 216L150 219H149V217H150V216H149ZM162 213H161V214H162ZM166 213H167V214H166ZM185 213H184V214H185ZM216 213L219 215L218 217H217ZM122 214H123V215H122ZM136 214H137V213H136ZM136 214H133V215H134L133 218H135V216H137ZM155 214H156V215H155ZM163 214H162V216H163ZM188 214H186V215L189 216L188 218H190L191 215H188ZM191 214H192V213H191ZM248 214H250V213H248ZM255 214H256V213H255ZM262 214H264V213H262ZM119 215H121V216H119ZM129 215H130V217H128ZM171 215L174 216L172 219H171V217H170L171 222H173L172 220L175 218V215H173V214H171ZM178 215H179V216H178ZM193 215H194V214H193ZM193 215H192V216H193ZM215 215H216V217H215ZM225 215H224V216H225ZM147 216H149V217L147 218V221H145V220H146L145 217H147ZM177 216H178V217H177ZM183 216H185V215H183ZM187 216H186V217H187ZM196 216H197V215H196ZM203 216H202V217H203ZM249 216H250V215H249ZM251 216H252V218H254L252 214H251ZM263 216H264V215H263ZM122 217H123V219H122ZM164 217H165V216H164ZM194 217H195V215L193 216V218H194ZM222 217H223V216H222ZM222 217H221V218H222ZM226 217H227V216H226ZM226 217H224V218H226ZM261 217H262V215H260V217H259L258 220H261ZM166 218H167V217H166ZM166 218H165V219H166ZM188 218H187V219H188ZM252 218H251L250 220L253 221ZM256 218H255V220H257ZM263 218H264V217H263ZM263 218H262V219H263ZM168 219H169V217H168ZM176 219H175V222H173V223H168V224L171 225V227H170V231H168V230L166 229V228H169V227H167L168 224H167L166 228H165L164 225H163V227H164L165 230L168 232V234H169V233H170V234L172 233L171 236L174 234V233H173V232H175L174 230H176V232H179V231H177V229H175V228H177V225L181 228V226L179 225V221H180V220L177 222ZM184 219H186V218L183 217V220H184ZM211 219H212V218H211ZM248 219H249V218H248ZM138 220H139V221H138ZM152 220H155V221L152 222ZM181 220H182V219H181ZM183 220H182V221H183ZM188 220H189V219H188ZM201 220H202V219H201ZM201 220H200V221H201ZM221 220L224 221L223 218H222ZM136 221H137V222H136ZM144 221H145V222H144ZM148 221H149V222H148ZM167 221H168V220H167ZM189 221H190V220H189ZM197 221H198V222H197ZM203 221H202V222H203ZM215 221L217 222V220H215ZM55 222H57V221H55ZM129 222H128V223H129ZM164 222L166 223V220H165ZM168 222H170V221H168ZM180 222H181V221H180ZM187 222H188V221H187ZM193 222H194V219H193ZM193 222H192V223H193ZM202 222H201V223H202ZM254 222H255V221H254ZM258 222H260V221H258ZM262 222H264V221H262ZM262 222L260 223L259 228L261 227V229H262V228L264 229V223H263V227H262ZM145 223H147V224H145ZM153 223H154V224H153ZM182 223H184V222H182ZM182 223H180V224H182ZM185 223H186V221H185ZM205 223H204V224H205ZM210 223L214 224V221L210 220V222H209L208 224H210ZM218 223H220V221H218ZM218 223H217V224H218ZM9 224H10V222L7 223V224H3V225L6 227V225H9ZM55 224H57V223H55ZM123 224H122V225H123ZM212 224H211V225H212ZM249 224H250V223H249ZM258 224H259V223H258ZM10 225H11V224H10ZM10 225H9V226H10ZM126 225H127V226H126ZM153 225H154V226H153ZM161 225H162V224H161ZM170 225H169V226H170ZM194 225H195V223H194ZM206 225H204V226L207 227ZM218 225H219V224H218ZM221 225H222V224H221ZM254 225H255V224H254ZM256 225H257V224H256ZM256 225H255V226H256ZM4 226H3V227H4ZM51 226H53L54 228H57V227H58V226H55V225H52V224H51ZM135 226H136V227H135ZM149 226H148V227H149ZM158 226H156V227H158ZM183 226H184V225H183ZM185 226H186V225H185ZM187 226H188V224H187ZM187 226H186V227H187ZM196 226H197V225H196ZM199 226H200V225H199ZM201 226H202V225H201ZM209 226H210V225H209ZM219 226H220V225H219ZM250 226H251V225H250ZM255 226H254V227H255ZM5 227H4V228H5ZM7 227H8V226H7ZM126 227H127V228H126ZM132 227H133V228H132ZM139 227H140V229L142 228L141 231L138 230ZM151 227H150V228H151ZM156 227H155V228H156ZM159 227H158V228H159ZM163 227H162V230L164 229ZM172 227H173V228H172ZM186 227H185L184 230H187V229L191 228L192 226H191V224H190V227H188L187 229H186ZM213 227H214V226H213ZM213 227H212V228H213ZM215 227H216V229H218V227H217L216 225H215ZM215 227H214V228H215ZM256 227H257V226H256ZM183 228H184V227H183ZM192 228H193V227H192ZM194 228H195V227H194ZM194 228H193V229H194ZM196 228H197V227H196ZM196 228H195V229H196ZM209 228H211V226H210ZM212 228H211V229H212ZM257 228H258V227H257ZM146 229H149V228L146 227ZM156 229H157V228H156ZM156 229H154V231H156ZM172 229H173V230H172ZM197 229H198V228H197ZM252 229H253V228H252ZM254 229H255V228H254ZM254 229H253V230H254ZM263 229H262V230H263ZM128 230H129V231H128ZM132 230H133V231H132ZM150 230H151V229H150ZM152 230H153V229H152ZM160 230H161V229H160ZM160 230H159V231H160ZM178 230H179V228H178ZM198 230H200V227H199ZM202 230H203V228H202ZM253 230H252V232H253ZM262 230H261V231H262ZM127 231H128V232H127ZM130 231L132 232V234H130V233H131ZM166 231L161 232V233H162V234H165ZM182 231H183V230H182ZM187 231H188V230H187ZM192 231H193V230H192ZM195 231H196V230H195ZM225 231H226V230H224V232H225ZM228 231H229V230H228ZM263 231H264V230H263ZM129 232H130V233H129ZM167 232H166V234H167ZM176 232H175V233H176ZM183 232H184L185 234H182V237H184L183 235H187V234H188V233L185 232V231H183ZM183 232H182V233H183ZM230 232H231V231H230ZM256 232H258L257 229H256ZM127 233H128L130 236H129ZM135 233H136V235H135ZM152 233H153V231H152ZM161 233H160V236H161ZM180 233H181V232H180ZM180 233H179V236H180ZM192 233H193V232H192ZM194 233H195V232H194ZM196 233H197V232H196ZM198 233H199V231H198ZM200 233H201V232H200ZM228 233H229V232H228ZM231 233H232V232H231ZM231 233H230V234H231ZM254 233H255V232H254ZM258 233H259V232H258ZM261 233H262V232H261ZM261 233H260V234H261ZM123 234H125V235H123ZM133 234H134L135 236H133ZM177 234H178V233H177ZM201 234L203 235L204 233L202 232ZM224 234H227V233H224ZM230 234H228V235H230ZM150 235H151V234H150ZM158 235H159V234H157V236H158ZM174 235H176V234H174ZM190 235H191V236H194L195 234H194V235H193V234H190ZM255 235H257V234L255 233ZM125 236H126V237H125ZM128 236H129V237H128ZM131 236H132V237H131ZM142 236H144V235L142 234ZM142 236H141V234H140V237H141V238H142ZM162 236H163V235H162ZM168 236H169V237H168ZM168 236H167L168 239H166V237H165V239H166L165 241H166V242L169 241V238L171 237L170 235H168ZM176 236L178 237V235H176ZM188 236H189V235H188ZM210 236H211V235H210ZM210 236H208V237H210ZM257 236H258V235H257ZM260 236H261V235H260ZM262 236H264V235H262ZM262 236H261V238H263ZM122 237H123V238H122ZM144 237H145V236H144ZM147 237H149V236L147 235ZM180 237H181V236H180ZM202 237H203V236H201V238H202ZM208 237H207V238H208ZM212 237L214 238V235L211 236V238H212ZM229 237H230V236H229ZM137 238H139V235L137 236ZM141 238H140V240H143V241L145 240L144 238H142V239H141ZM171 238H172V237H171ZM171 238H170V241L172 242L173 240H172ZM188 238H189V237H188ZM192 238H193V237H192ZM192 238H191V240H192ZM203 238H204V237H203ZM211 238H209V240H211ZM230 238H231V237H230ZM257 238H258V237H257ZM124 239H125V240H124ZM127 239H128V240H127ZM135 239H136V238H135ZM135 239H133V242H132L131 244L134 243V240H135ZM161 239H162V238H161ZM163 239H164V238H163ZM173 239H174V236H173ZM197 239H198V238H197ZM197 239H193V240L195 241V240H197ZM199 239H200V238H199ZM174 240H175V239H174ZM177 240H178V239H177ZM179 240H180V238H179ZM200 240L203 242V239H200ZM200 240H199V241H200ZM212 240H213V239H212ZM259 240H260V239H259ZM262 240H263V239H262ZM130 241H132V240H130ZM135 241H136V240H135ZM185 241H184V242H185ZM199 241H198V243H199ZM201 241H200V243H201ZM119 242L121 243V241H119ZM123 242H124V243H123ZM137 242H138V241H136L135 243H137ZM162 242H163V241H162ZM171 242H168V243H171ZM174 242H176V241H174ZM174 242H173V243H174ZM184 242H182V243H184ZM139 243H140V241H139ZM176 243H177V242H176ZM198 243H197V246L199 245ZM123 244H125V245H123ZM142 244H143V242H142ZM180 244H181V243H180ZM201 244H202V243H201ZM227 244H229V242H228ZM122 245H123L124 247H123ZM154 245H155V244H154ZM162 245H163V244H162ZM167 245H169V244H167ZM167 245H166V247H165L166 249H167ZM171 245H172V243H171ZM171 245H170V246H171ZM173 245H175V243H174ZM178 245H179V243H178ZM133 246H134V245H131V246H130V249H131ZM164 246H165V244H164ZM180 246H181V245H180ZM200 246H201V245H200ZM224 246H225V245H224ZM121 247H120V248H121ZM158 247H160V246H158ZM162 247H163V246H162ZM162 247H161V249H162ZM172 247H173V246H172ZM176 247H178L177 244H176ZM193 247H195V246H193ZM193 247H192V249H193ZM225 247H227V246H225ZM154 248H155V249H154ZM173 248H174V247H173ZM173 248H172V249H173ZM200 248H201V247H200ZM228 248H231V247H227V248L225 249V252H226V250L229 251ZM12 249H14V248H12ZM12 249H11V250H12ZM127 249H128V248H127ZM195 249H196V247H195ZM195 249H193V250H195ZM201 249H202V248H201ZM236 249H239L238 251H241L239 247H238V248H235V247H234L233 250H236ZM1 250H2V249L0 248V251H1ZM11 250L9 251V254H10V252H11L10 256L7 255V251H8V250H6V252L3 250V251H4V252H3L4 255L1 253L3 256H1V254H0V257H1V258L3 257V258L5 259L6 256H8V257H10L12 260L14 259V261L11 260V261H12V264H14V263H15V264H20V263H19V259L21 260L22 257H21L20 254H17V253H16L18 250H14V251H13V250L11 251ZM120 250H121V249H120ZM183 250H184V249H183ZM233 250L229 251L232 255H231L230 253H228L227 255L230 254V255L233 257ZM15 251H16V252H15ZM178 251H180V252H178ZM186 251H187V253H186ZM197 251H198V250H197ZM1 252H2V251H1ZM13 252H15V253H13ZM151 252H150V253H151ZM200 252H203V250H201ZM236 252H237V251H236ZM236 252L234 251V254H235ZM128 253H129V254H128ZM238 253L241 254V252H237L236 254H238ZM12 254H17L18 256L20 255L21 258L19 257V258H18V261H17V259H16L17 256L15 255L14 257H11ZM122 254H123V253H122ZM136 254H138V252H137ZM183 254H184V256H183ZM186 254H188V255H186ZM194 254H195V253H194ZM199 254H200V255H201V254L204 255L203 253H199ZM171 255H173V257H171V258H172L173 260H174V259H176V260L173 261V260H171V258H170V260H169L170 263H168V261H166V260L169 259L167 256H171ZM175 255H176V256H175ZM180 255H182V257H181ZM195 255H196V254H195ZM205 255H206V254H205ZM205 255H204V256H205ZM225 255H226V253H225ZM230 255H229V256H230ZM238 255H239V254H238ZM102 256H103V255H101V257H102ZM161 256H162V258H161ZM185 256H186V257H185ZM193 256H194V255H193ZM197 256H198V254H197ZM204 256H201V257H202L201 260L203 259ZM231 256H230V257H231ZM234 256H235V255H234ZM240 256H241V255H240ZM15 257H16V258H15ZM164 257H165V258H164ZM177 257H178V258H177ZM179 257H180L181 259H180ZM191 257H192V256H191ZM194 257H196V256H194ZM223 257H224V256H223ZM223 257H221V258H223ZM230 257H227L228 261H230V260H229ZM232 257H231V259H232ZM236 257H238V256L236 255L234 258H236ZM144 258H146V259L144 260ZM159 258H160V259H159ZM188 258H189L190 260H192V259L194 260V258H190V256H188ZM188 258H187V259H188ZM198 258H199V257H198ZM224 258L226 259V257H224ZM238 258H239V257H238ZM238 258H237V259H238ZM150 259H151L152 262L150 261ZM164 259H165V260H164ZM187 259H184V260H186V261H185V263L182 262V264H186V263H187V264H188V263H190V264H195L196 262L199 261V259H198V260L196 259L197 261L195 260V262L192 263L189 259H188V260H187ZM206 259H207V258H206ZM0 260H2V259H0ZM22 260H23V259H22ZM124 260H125V259H124ZM134 260H135V261H134ZM153 260H154V261H153ZM220 260H221V259H220ZM244 260H245V259H244ZM16 261H17L18 263H17ZM137 261H138V262H137ZM161 261H162V262H161ZM188 261H190V262H188ZM202 261H203V260H202ZM202 261H199L198 264H199L200 262H202ZM205 261H207V260H205ZM205 261L202 262V263L205 264ZM223 261L225 262L226 260H223ZM232 261H233V260H232ZM232 261H231V262H232ZM164 262H165V263H164ZM207 262H208V261H207ZM207 262H206V263H207ZM234 262H236V261H234ZM240 262H242V261H240ZM244 262H245V261H244ZM247 262H249V261H247ZM63 263H64V262H63ZM225 263H228V262H225ZM41 264H46V263H41ZM125 264H129V263H127V261H125ZM139 264H140V263H139ZM147 264H149V263H147ZM228 264H230V263H228ZM233 264H234V263H233ZM235 264H236V263H235ZM237 264H239V261H238ZM244 264H245V263H244ZM249 264H251V263L249 262Z\"/></svg>",
	"mask_w": 264,
	"mask_h": 264
},
{
	"label": "clouds",
	"instance_id": "9594fccd",
	"mask_svg": "<svg viewBox=\"0 0 264 264\" xmlns=\"http://www.w3.org/2000/svg\"><path fill=\"white\" fill-rule=\"evenodd\" d=\"M143 36V32L129 30L123 38L132 42ZM69 96L67 78L58 69L49 68L33 87L26 105L38 131L50 134L65 123Z\"/></svg>",
	"mask_w": 264,
	"mask_h": 264
}]
</instances>
